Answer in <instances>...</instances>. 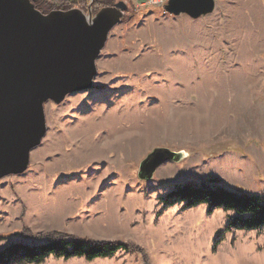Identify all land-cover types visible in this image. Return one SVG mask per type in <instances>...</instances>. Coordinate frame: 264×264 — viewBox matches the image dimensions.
Here are the masks:
<instances>
[{"label": "rangeland", "instance_id": "obj_1", "mask_svg": "<svg viewBox=\"0 0 264 264\" xmlns=\"http://www.w3.org/2000/svg\"><path fill=\"white\" fill-rule=\"evenodd\" d=\"M104 1L127 9L97 59L94 87L46 102L47 132L28 169L0 178V250L32 242L26 229L59 230L135 243L151 264H264V228L227 230L230 211L162 201L176 184L210 177L264 194V0H216L197 19L145 0ZM157 147L186 155L142 180L140 162ZM20 264L143 259L121 250Z\"/></svg>", "mask_w": 264, "mask_h": 264}, {"label": "water", "instance_id": "obj_2", "mask_svg": "<svg viewBox=\"0 0 264 264\" xmlns=\"http://www.w3.org/2000/svg\"><path fill=\"white\" fill-rule=\"evenodd\" d=\"M215 6L216 0H168L164 10L197 19ZM126 9L119 1L95 13L43 12L33 0H0V178L28 169L47 132L46 102L94 87L97 59ZM184 155L157 147L140 162L138 177L150 180L164 161Z\"/></svg>", "mask_w": 264, "mask_h": 264}, {"label": "trees", "instance_id": "obj_3", "mask_svg": "<svg viewBox=\"0 0 264 264\" xmlns=\"http://www.w3.org/2000/svg\"><path fill=\"white\" fill-rule=\"evenodd\" d=\"M35 6L49 12L53 9L80 7L88 11L89 0H33ZM106 2L94 0L92 12H97ZM164 207L183 203L185 208L200 204L207 206L208 213L221 208L233 214L229 217L227 230L232 228L261 230L264 228V194H253L240 189H232L221 184V180L210 177L200 183H178L163 198ZM32 237V242H13L0 250V264L41 263L49 256L70 259L83 257L92 261L99 257H111L118 251H136L142 255L143 264H151L148 253L135 243L123 241H97L55 230L35 237L29 229L22 232ZM218 233L217 240L220 239ZM37 238V239H35ZM216 240V241H217Z\"/></svg>", "mask_w": 264, "mask_h": 264}, {"label": "built area", "instance_id": "obj_4", "mask_svg": "<svg viewBox=\"0 0 264 264\" xmlns=\"http://www.w3.org/2000/svg\"><path fill=\"white\" fill-rule=\"evenodd\" d=\"M168 0H145L144 4L146 5H160V6H163L167 3Z\"/></svg>", "mask_w": 264, "mask_h": 264}, {"label": "flooded vegetation", "instance_id": "obj_5", "mask_svg": "<svg viewBox=\"0 0 264 264\" xmlns=\"http://www.w3.org/2000/svg\"><path fill=\"white\" fill-rule=\"evenodd\" d=\"M118 2H119V1H118ZM115 3H116V2H115ZM115 3H114V4H115Z\"/></svg>", "mask_w": 264, "mask_h": 264}]
</instances>
